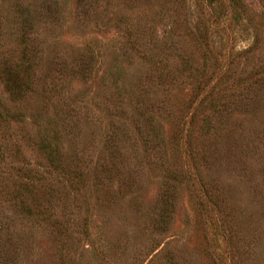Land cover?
Returning <instances> with one entry per match:
<instances>
[{"label": "rangeland", "instance_id": "374dc122", "mask_svg": "<svg viewBox=\"0 0 264 264\" xmlns=\"http://www.w3.org/2000/svg\"><path fill=\"white\" fill-rule=\"evenodd\" d=\"M0 264H264V0H0Z\"/></svg>", "mask_w": 264, "mask_h": 264}, {"label": "trees", "instance_id": "16d2710c", "mask_svg": "<svg viewBox=\"0 0 264 264\" xmlns=\"http://www.w3.org/2000/svg\"><path fill=\"white\" fill-rule=\"evenodd\" d=\"M24 61V68L23 69H20L21 70H24L27 74L28 72V76L31 74L32 72V65L30 64L29 60L27 61V63H25L26 61L23 59ZM5 84H6V87H7V90L9 92V95L12 97V95L14 93H17L18 92V80H17V75L15 72L12 71V74L10 73H7V78L5 79ZM3 122L10 126L11 123H9L8 120H6V118L3 117ZM48 143V142H47ZM40 148L43 150L44 154L46 155V159L48 161V167H51L53 168V170L55 171H59V172H63V169L61 167V162L59 161V157H58V152L53 149L50 144H42L40 146ZM20 171V169H19ZM22 171H23V174L27 175V179H26V182H22L21 183V190L19 191L18 193V196L22 198V196L24 194H27L28 195V199L29 201L26 202V199H24V202L21 203V205H25L24 209L27 210L28 213H37L36 215L37 216H41L40 213H43L42 211L38 210L37 208V212L34 210V208L36 209V206H34L35 204L33 203L32 200H30L29 196L30 195H34L35 194V191H40L43 193V191L45 190V192L47 193H54L59 185L54 183V182H51L50 178H43L42 175H40V177H35L30 174V170H28L26 167H23L22 168ZM63 177L67 178L68 176H70V174L68 172H63ZM76 181V180H75ZM74 181V182H75ZM81 182V181H80ZM41 184V187H38L39 185ZM72 185H74L73 183H71ZM38 187V189H36ZM33 205V206H32ZM55 214V213H54ZM56 220L57 219H60L62 216H63V211L62 213H56ZM75 218L77 219V215H75ZM56 224V222H55ZM57 225H59L60 227H66L64 224H62V222H59L57 223ZM63 229V228H62ZM64 230V229H63ZM65 230H69L68 227H66ZM66 232V231H64Z\"/></svg>", "mask_w": 264, "mask_h": 264}]
</instances>
